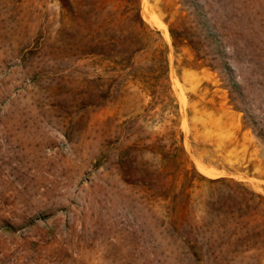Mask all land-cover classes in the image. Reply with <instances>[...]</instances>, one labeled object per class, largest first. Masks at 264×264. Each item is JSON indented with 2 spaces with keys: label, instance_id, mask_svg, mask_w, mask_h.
I'll list each match as a JSON object with an SVG mask.
<instances>
[{
  "label": "rangeland",
  "instance_id": "1",
  "mask_svg": "<svg viewBox=\"0 0 264 264\" xmlns=\"http://www.w3.org/2000/svg\"><path fill=\"white\" fill-rule=\"evenodd\" d=\"M0 264H264V0H0Z\"/></svg>",
  "mask_w": 264,
  "mask_h": 264
}]
</instances>
